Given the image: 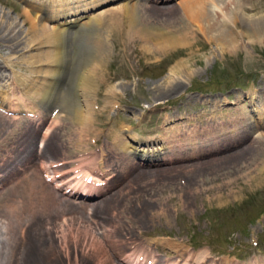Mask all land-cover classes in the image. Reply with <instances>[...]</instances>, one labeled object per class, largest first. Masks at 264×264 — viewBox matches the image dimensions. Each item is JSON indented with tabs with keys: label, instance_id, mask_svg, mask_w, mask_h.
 <instances>
[{
	"label": "rangeland",
	"instance_id": "374dc122",
	"mask_svg": "<svg viewBox=\"0 0 264 264\" xmlns=\"http://www.w3.org/2000/svg\"><path fill=\"white\" fill-rule=\"evenodd\" d=\"M38 1L39 0H0V17L6 14L10 19H14L19 26L18 30H22L25 34L33 27L35 16H38V14L32 12L33 17L28 18L24 15L23 9L27 10V4L38 3ZM185 1L187 0H168L165 3L157 1L158 3H156L153 0H147L145 1L146 3L143 1L144 3L142 2V4L145 6L154 5L157 7L178 8L180 11V18L185 19L182 8V3ZM122 2H124V0ZM204 2H206V0H204ZM240 2L242 9H239L238 15L235 18H230V20H228L229 22H227L223 28L226 34L234 37L237 36L235 37V46L237 47L232 51L234 53L226 50L223 51L221 47L217 46L212 41L207 42L202 34L193 35L194 40L187 37V43L185 44L190 43V46L188 44L185 48L181 45L182 49L180 47L175 49H163L162 52H164L162 54H155L156 59L154 58L155 56L153 57V55L146 53L145 50L147 48H143V42L139 40L133 42L129 40V44H126L127 53L125 55L121 51L123 46L120 41L115 40L116 42L111 43L113 47L112 52L107 55V59H105L103 67H101L102 71L99 72V74H102L98 76L101 80V78H104V75H106V81H103L105 83H101L100 85L97 81L91 88L92 91L99 85L98 90H96L93 105H91L93 115L90 117L88 123L90 130L88 129L87 132L82 134L80 141L81 149H77L78 142L75 141V130L71 128L68 121H66L67 118H70L71 111L59 108H54L52 110V106L43 107V113L48 115L45 117L47 118L45 124L47 127L51 124V130L48 132L50 133L54 128L61 125V135H63V133L64 135L62 139L61 137H59V139L67 140L66 146L68 147L69 145V148L66 150L58 149L52 159L48 158L47 161L44 159V162L48 164H50L49 162L52 160L53 162H51V164L54 163L52 166L55 165V169L60 171L56 176V179L59 177L57 182L61 179L66 180L64 186L57 190L53 189L54 192H57L58 195L64 193V195H62L63 198L66 197L65 199L76 202L79 200H75L66 194L67 192L65 190L67 188V190L72 188L69 187V184L81 186L79 184L80 182L85 184L89 181L105 183L109 181L108 177L111 178L112 176L114 180L117 177V169L120 170L119 165L121 162L124 163L122 155L114 151V155H112V158H109V162L105 161V156L107 150L112 151L115 149V141L113 138L114 135L120 133L121 130H130L134 136L140 139H147L154 136L164 139L176 135V132L178 134L182 126L190 123V119L191 123L201 125L207 123L211 118H215L218 126H215V129L208 133L199 135V138L207 137L209 134L218 131L221 132L224 128L225 120L245 112L247 109L246 107H249L248 111L252 110L254 120L261 118V124L258 126V124L256 125V123L253 122V129L249 131V135L247 136L249 139L239 145L236 144L234 149L231 148L217 154L201 155V157L179 160V162H177L178 160L176 161V158H173L168 162H163L154 167L146 165L140 169L145 171H151L153 169L164 171L168 170L165 169L167 167L183 166L182 164L191 165L190 163L200 161L207 163L214 158L231 155L251 145L253 142H255L253 146V156L255 160L258 161V153L262 147L261 145L264 144V115L262 116L261 112L264 109V105L259 108L252 107L250 106L248 97L255 92L258 99H256V101L263 102L264 0H240ZM130 3L133 4L134 1ZM99 4V7H96L90 12V16L110 6L118 5L120 2H109V0H106L104 3L100 2ZM178 16H169L168 19L172 17L174 19L166 21L163 24L165 25L164 27H168L169 23L177 24L179 21ZM87 20L88 18H85V21ZM164 20L165 19L162 18V21ZM186 20H188V18ZM188 22V25L196 32L199 30L197 22L192 23L189 20ZM249 23L251 25H249ZM255 25L259 30L257 35L259 38L252 39L248 36L249 27ZM24 34L21 36V40L23 41L21 49L23 50L16 53H9L6 43L0 38V100L13 107H16L20 103L28 104L29 100L24 96L22 89L26 86V79L30 80V77L32 78L33 76L32 65L30 64L33 59H31L30 56L34 52L31 51V48L28 46L27 37L25 36L26 34ZM128 54L131 55V58L127 57ZM185 59L188 64H190L188 71L184 72L185 76L181 78L184 85H181L179 89H175L176 92L173 91V94H170V96L167 95L168 97L155 95V90L152 89L155 84L163 82L166 78H170V76H172L170 69L179 60ZM7 65L9 66V70L6 69ZM111 86L115 87L114 90L117 89L112 93V95L114 94L112 97L106 95L107 88ZM86 89L89 90L88 85H86ZM63 100L66 104L69 103L68 98ZM216 105L218 108L215 107ZM6 114L7 113H3V115ZM8 115L11 116V114ZM66 115L67 117L65 118ZM12 116H14V113ZM54 118L56 120L55 123H53ZM52 123L53 125H57L52 126ZM231 124L235 127L241 126L237 120L229 123L228 126ZM42 133H44V131ZM125 134L126 133L123 132L124 136ZM40 135L39 133L33 142V150L37 152L42 150V144H44V142H41L42 144L40 143ZM14 137L13 140H16L17 136ZM131 140L123 142L122 146L133 149L131 148V146H133ZM235 142L236 140H231L229 144ZM102 151L104 153H102ZM56 154H58V156ZM253 156L250 160L254 158ZM53 158H55V160ZM250 160H247L246 163H249ZM111 161L113 163L115 162V165ZM182 161L185 162L183 163ZM84 165L86 167H84ZM228 165L229 164L223 167L220 166V169L219 167H216V169L210 167L206 169V171L198 173L200 176L196 181L190 180L187 184V177H178L179 173L175 175L171 174V179L166 177L163 181L157 178L160 177L158 176L159 174L151 179L145 177V181L143 179L134 180L131 174H128L129 176L127 175L125 178L118 176L117 181L113 182L114 185L112 184L110 190L103 191L104 193L102 192L103 194H101L100 197L86 201V203L92 205L100 202L105 196L108 198L110 195L115 201L118 199L116 202L109 201L107 207L110 206V211H113L112 214L115 215L110 222L111 226H113L116 231L119 230L118 232L122 233H120L119 236L121 239L118 238V240H121V244L125 242L127 246V250H124L122 254L118 255V257L122 259H135L134 257L141 255L139 259H144L143 262H141L142 264H147L148 262L152 264V261L149 260L151 259L150 254L148 257L146 255L154 252V255L161 260L170 261L172 258L177 260V247H180L178 253L181 254L185 252L187 254L185 256L189 257L186 259H192V261H194L196 256H204V258L210 257L207 264H224L226 262L233 264H251L256 258L264 260V175L258 179L256 178L254 181L253 179L249 181L240 177L243 164L239 165L234 162L229 165V169H226ZM36 166V170L38 171V163ZM79 166L82 168H79ZM133 167L135 166L133 165ZM76 168L78 170H76ZM86 169L89 171H86ZM134 170L135 169L131 168L130 173ZM218 171L220 172L219 174L217 173ZM86 173L88 175H86ZM1 175L2 174H0V176ZM85 175L86 177L88 176L89 179L84 178ZM208 175L212 176L209 177ZM43 176L44 174L40 175L39 173L40 179L45 181ZM184 176H186V174H184ZM152 179L155 180L153 181ZM69 180H72V183ZM156 180L159 182H156ZM57 182H48V184L52 188ZM96 185L104 187L105 184L101 185V183H97ZM164 187L167 188L165 189ZM110 203L113 204L112 206H115L112 207ZM56 205L58 209L65 210L58 204L52 203L49 204V210L52 211V214H56V211H54L57 209ZM60 211L61 210L58 212ZM81 216L84 217L83 214H81ZM119 216L121 219H119ZM116 218L117 222H115ZM75 232V230H72L68 233L69 237L67 236V241L69 244L66 246L69 248H61L59 245L57 246V243L54 241H50L45 244L42 251H44L47 256H53L52 259H57L59 255V264H86L83 259L90 261L88 264H98L99 260L102 262L104 258L102 254H99L100 252H98V249H93V251L91 249L93 246H89L90 248L86 246V242L88 241L89 243L90 240L89 237H87L88 235L86 236L84 232H76L80 234L78 237L79 240L83 241L81 239V237H83L82 235H85L86 239H88L84 242L86 244L85 247H83L84 249L80 251L78 247L77 249L75 248L73 242H71L77 240V234ZM49 239L50 238L47 240L49 241ZM172 243L176 246H173ZM95 246L94 244V247ZM64 250L68 253L67 255ZM106 250L108 251V249ZM91 251L92 253H90ZM125 251H128L127 255H125ZM201 252L204 254H201ZM65 256L66 258H64ZM99 257V260L95 259ZM113 257H115L114 254ZM139 259L136 260L140 262ZM70 260L71 262H69Z\"/></svg>",
	"mask_w": 264,
	"mask_h": 264
},
{
	"label": "bare ground",
	"instance_id": "6f19581e",
	"mask_svg": "<svg viewBox=\"0 0 264 264\" xmlns=\"http://www.w3.org/2000/svg\"><path fill=\"white\" fill-rule=\"evenodd\" d=\"M103 1L104 0H39L38 3H29L27 4L28 9H23L24 15L28 18H32V12H34L35 14H38V16H35L36 18L34 19L33 27L31 29L28 28L29 30L25 33L26 35L22 30H18L19 26L14 19H10L6 14L0 17V38L6 43L9 53H16L23 50L21 49L23 43L21 36L23 34L27 37L28 46L31 48V51L34 52L30 56L31 59H33V61L30 62L32 65L33 76L32 78L30 77V80L26 79V86L22 89L24 96L29 100L28 104L20 103L16 107H13L0 100V174H2L0 176V264H59V255L57 259H52L53 256L45 255V252L42 250L45 244L50 241H54L57 243V246L59 245L61 248H69L66 246L69 244L67 238L69 237L68 233L72 230H75L78 233L84 232L86 236L88 235L87 237H89L90 241L89 243L88 241L86 242L87 245L84 243L88 240L86 239V236L82 235L83 237H81V239L83 241H81L78 238L80 234L76 232L77 240L71 242H73L75 248L77 249L78 247L80 251L84 249L83 247H85V245L88 247L93 246V248H91L92 250L98 249V252H100L99 254H102L104 258L102 262L99 260L100 257L95 258L96 260H99L100 264H142L141 262L139 263L138 260L122 259L118 257V255L122 254L124 250H127V246L125 245V242L124 244H121V240H118L121 232H118L119 230L116 231L110 224L113 216L115 217V215L112 214L113 211H110L111 207H107L109 201H115L114 198L110 197L111 195L108 198L105 196L106 198L104 197L98 203L89 205L86 203L87 200L80 199L79 201L74 202L73 200L70 201L65 199L66 197L63 198L62 195H64V193L58 195L57 192H54L53 189H58L61 186H64L65 179L58 180V182L55 183V186L51 184L53 186L52 188L49 186L48 182H55L56 176L60 171L55 169V165L52 166V164H54H51V162H53L52 160L49 162L50 164H48L44 162V159H46V161L48 158L52 159L58 149L66 150L69 148V145L68 147L66 146L67 140H61L64 135V133L61 135V125L56 128L53 127L54 129L52 128L53 130L50 133L48 132L51 130V124L49 125L50 127H47L45 124L47 120L45 117L48 115L43 113V107L52 106V110L54 108H59L71 111V116L70 118H67L66 121H68L69 126L75 130V141L78 142L77 149H81L80 141L82 134L87 132L90 128L88 123L90 117L93 115L91 105H93L96 90H98L101 83H105L103 81H106L107 78L106 75H104V78H101L100 80L98 76H101L102 73L99 74V72L102 71L101 67H103L107 55L112 52L113 47L111 43L116 42L115 40L122 43L123 47L121 51L124 55L127 53L126 44H129V40L132 42L139 40L140 42H143V48H147L145 50L146 53L153 55V57L155 54H162L164 52H162V50L165 48L175 49L180 47L182 49L181 45L184 46L183 48L188 46V44L190 46V43L185 44L187 43V37L194 40L193 35L196 34H202L207 42L212 41L217 46L221 47L223 51L226 50L232 52L233 49L237 47L235 46V37L237 36L234 37L226 34L225 31H223V28L226 23L229 22L228 20L233 17L235 18L238 15L239 9H242L240 0H206V2H204V0H187L182 3L185 19L180 18V11L178 8L157 7L154 5L145 6L142 4L143 1L145 2L147 0H124V2H121L118 5L110 6L107 9L90 16V12L96 7H99L100 2L104 3L106 0ZM111 1L120 2L123 0H109V2ZM131 1H134V3L131 4ZM153 1L156 3H158L157 1L165 3L168 0ZM171 15H179V21L177 24L169 23L168 27L166 26L165 28V25L163 24L170 19H174L173 17L168 19ZM85 18H88V20L85 21ZM162 18L165 20L162 21ZM187 18L192 23H198L199 30L197 32L188 25L189 22L186 20ZM250 23L249 25H251ZM258 33L259 30L256 25L249 27L248 36L250 38H259V36H257ZM129 54L127 57L131 58V55ZM154 58L156 59V56ZM189 64L186 59L179 60L170 69L172 76L164 79L161 83H156L154 88H152L155 90V92L153 91L155 95L168 97L167 95L170 96V94H173V91L176 92L175 89L181 88V85H184L181 78L185 76L184 72L188 71ZM8 65L7 67H4L9 70L8 67L11 65ZM97 81L99 85L91 91V88ZM86 85H88L89 90L86 89ZM114 89L115 87H108L106 95L112 97L114 95H112V93L117 90ZM65 98L69 99L68 104L64 102L63 99ZM256 99L257 96L255 95V92L248 97L250 106L259 108L264 105V97L263 102H257ZM215 107L218 108L217 105ZM246 108V111L240 113V115L225 120L224 128L221 132L218 131L209 134L207 137L199 138V135L208 133L215 129V126H218L215 118H211L207 123L201 125L191 123L190 119V123L182 126L179 129L178 134L176 132V135L164 139H160L158 136L140 139L139 137L134 136L130 130H121V132L116 133L113 138L115 141V149L112 151L107 150L106 156L107 154L108 156H105V161L109 162V158H112L114 151H117L122 155L124 163L121 162L120 164L119 162L121 166L119 165L120 170L117 169V177L114 180L112 178L113 176L111 178L108 177L109 181L105 183L95 182L105 184L104 187L95 186L94 183H86V187L81 186L77 189L75 186L76 184H69V187H72L70 191L80 192L82 195L79 196L87 195L88 198L94 196L98 198L103 191L110 190L113 182L117 181L118 176L125 178L128 174H131V177L134 180H144L145 177L151 179L159 174L158 176L160 177L157 178L163 181L166 177L170 178L171 174L175 175L179 173L178 177H187V184L190 180L196 181L200 176L198 173L206 171V169L210 167L212 169L219 167L220 169V166L223 167L224 165H230L234 162L239 165L243 164V168L241 167L243 169L240 175L241 178L249 181L253 179L254 181L256 178L258 179L264 175V144L261 145L262 147L260 146L261 148L257 157L258 161H256L253 156V146L255 142L231 155L220 156L207 163L200 161L190 163L191 165L182 164L183 166L167 167L165 169L168 170L164 171L160 169L162 172L154 169L151 171L140 169L146 165L154 167L163 162H168L173 158H176V161L178 160L177 162H179V160L201 157V155L217 154L231 148L234 149L236 144L239 145L249 139L247 136L249 135V131L253 129V122H255L256 125L258 124V126L261 124V118L254 120L252 110L248 111L249 107ZM261 112L263 116L264 109ZM3 113L7 114L3 115ZM13 113L14 116H12ZM8 114H11V116ZM66 117L67 115L65 118ZM55 118L53 123L56 122ZM236 120L241 126L235 127L233 124L228 126L229 123ZM53 123L52 126L57 125H53ZM43 131L44 133H42ZM123 132L126 133L125 136L123 135ZM39 133L41 134L39 138L40 143L44 142V144L41 143L42 150L37 152L33 150V142ZM15 135L17 138L16 140H13ZM59 137H61V139H59ZM127 140L133 142V146H131L133 149L122 146V143ZM231 140H236V142L229 144ZM102 153L104 152L102 151ZM56 155L58 156V154ZM252 156L254 158L250 160ZM55 158L53 159L55 160ZM247 160H250V162L246 163ZM182 162L184 163L185 161ZM37 163L39 172L36 170ZM133 165L136 168L133 167ZM229 165L226 169H229ZM80 166L79 168L83 167ZM84 167L86 166L84 165ZM131 168L135 170L130 173ZM87 169L86 171H89ZM76 170L78 169L76 168ZM219 171L217 172L218 174L220 173ZM215 172L214 174L216 175ZM39 173L40 175L44 174L43 177L45 178V181L40 179ZM184 174H186V176H184ZM86 175L88 174L86 173ZM86 175L83 177L89 179ZM157 181L158 180H156V182ZM52 203L58 204L66 211L58 209L56 205L57 209L54 210L56 211V214H52V211L49 210V204ZM112 203H110L111 206L113 205ZM59 210L61 211L58 212ZM81 214H83L84 217H82ZM119 219H121V217ZM115 222H117V218ZM48 238H50L49 241L47 240ZM93 243L96 245L95 247ZM106 249H108V251ZM179 250L180 247H177L178 252ZM64 251L67 255L68 253L66 250ZM178 252L176 253L177 260L172 258L170 261L157 258L154 255V252L148 253L146 256L148 257L150 254L151 259L149 260L152 261V264H207L210 260V257L204 258V256H196L194 258L195 260L193 259L194 261H192V259H186L188 256H185L187 255L185 252H182L181 254ZM90 253H92V251ZM127 253L128 251L125 255H127ZM113 254L117 259L113 257ZM201 254L204 253L201 252ZM146 256L144 255L145 258ZM64 258H66V256ZM83 261L86 264L90 262L86 259H83ZM69 262H71V260ZM224 264L233 263L226 262ZM251 264H264V260L256 258Z\"/></svg>",
	"mask_w": 264,
	"mask_h": 264
}]
</instances>
